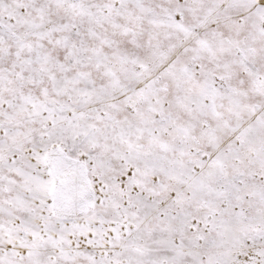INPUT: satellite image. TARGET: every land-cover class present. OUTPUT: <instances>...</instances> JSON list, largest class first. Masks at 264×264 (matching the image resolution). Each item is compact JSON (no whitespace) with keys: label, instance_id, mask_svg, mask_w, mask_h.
<instances>
[{"label":"snow or ice","instance_id":"1","mask_svg":"<svg viewBox=\"0 0 264 264\" xmlns=\"http://www.w3.org/2000/svg\"><path fill=\"white\" fill-rule=\"evenodd\" d=\"M0 264H264V0H0Z\"/></svg>","mask_w":264,"mask_h":264}]
</instances>
